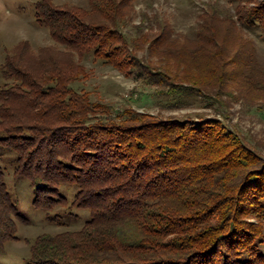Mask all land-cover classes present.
I'll list each match as a JSON object with an SVG mask.
<instances>
[{
  "label": "trees",
  "instance_id": "trees-1",
  "mask_svg": "<svg viewBox=\"0 0 264 264\" xmlns=\"http://www.w3.org/2000/svg\"><path fill=\"white\" fill-rule=\"evenodd\" d=\"M133 1L40 0L34 17L57 45L34 56L23 42L0 65V254L29 222L12 175L28 183L48 222L86 216L79 229L28 240L25 264H264L257 146L217 119L115 108L75 86L92 57L157 88L173 107L201 97L226 108L223 96L237 88L264 110V62L250 53L242 61L219 40L223 26L210 24L224 23L217 10L184 43L167 24L129 37ZM235 2L242 27L264 36V0Z\"/></svg>",
  "mask_w": 264,
  "mask_h": 264
},
{
  "label": "rangeland",
  "instance_id": "rangeland-1",
  "mask_svg": "<svg viewBox=\"0 0 264 264\" xmlns=\"http://www.w3.org/2000/svg\"><path fill=\"white\" fill-rule=\"evenodd\" d=\"M38 1L40 0H0V65L5 61L8 51L23 42L30 44L34 56L39 55L38 49L56 44L49 30L40 26L34 17V4ZM52 1L58 5L73 4L89 7L88 0ZM132 5L134 7L131 13L132 23L124 29L129 37H140L138 27L146 32L153 30L154 34H160L162 24H167L174 35L177 34L179 44L184 43L201 30V25L208 18L204 16L217 10L223 16L224 23L210 21V24L215 28L219 25L223 26L219 40L221 39L222 42L226 40L234 45V50L240 53L239 57L242 61L245 60L247 53H250L257 54L260 61L264 62V36L259 30L242 27L238 21V3L235 0H134ZM223 34L226 35L225 39ZM150 51L152 52L150 49L143 51L139 56L149 57ZM199 60L203 65L206 64L207 59L199 58ZM81 64L85 77L75 86L79 90L90 92L96 100H103L115 108L132 107L139 112L159 115L163 118L217 119L230 129H237L247 142L254 147L257 146L264 155V110H260L261 103L251 101L245 91L235 88L231 89L234 91L233 95L223 96L226 108L222 105H214L211 100L201 97H190L186 104L173 107L168 98L158 96L157 88L145 86L141 81L125 76L111 65L94 60L92 57L84 59ZM2 83L0 77V85ZM230 86L234 87V85ZM8 181L13 192L21 200L20 208L29 222L19 225L20 241L7 245L4 253L0 254V264H25L23 260L28 257L30 249L28 240H33L44 233L79 229L86 220V216L81 213L83 218L78 221L72 219L69 223L52 224L46 220L44 212L33 206L32 189L25 180L15 182L10 175ZM261 251L264 253V244L261 245Z\"/></svg>",
  "mask_w": 264,
  "mask_h": 264
}]
</instances>
